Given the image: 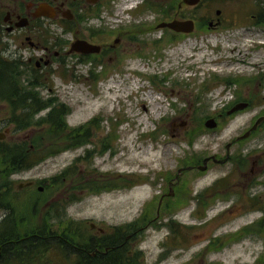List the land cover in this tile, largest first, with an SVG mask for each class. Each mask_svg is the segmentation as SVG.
<instances>
[{"label": "rangeland", "instance_id": "obj_1", "mask_svg": "<svg viewBox=\"0 0 264 264\" xmlns=\"http://www.w3.org/2000/svg\"><path fill=\"white\" fill-rule=\"evenodd\" d=\"M140 1H115L107 20L111 29H140L136 41L144 43L141 49L131 48L97 66L93 58L80 62L72 54L64 69L52 67L51 91L43 89L42 94L71 109L69 127L94 119L90 142L19 173L17 180L36 184L22 190L14 186V191L38 193L43 180L66 175L65 187L52 194L65 196L71 180L85 184L75 192L74 202L62 197L64 221L126 224L146 214V222H151L140 232L136 248L145 264H252L254 252L263 246L251 244L241 228L258 214L248 211V204L257 205L241 197L264 192V132L229 149L246 157L242 171H248L254 159L263 166L253 175V184L238 183L242 177L232 161H209L204 171L195 165L202 166L203 157L213 154L223 158L226 143L251 125L264 100L222 120L219 129L193 132L203 117H214L235 93L249 98L255 89V77L264 71L259 69L264 67V25H252L249 14L259 6L242 0L246 18L235 32L231 28L172 35L155 28L162 5L146 6L139 15ZM91 25L95 28L96 23ZM209 58L221 61L208 63ZM245 79L248 83H242ZM223 177L230 178L229 188L216 185ZM93 187L103 189L94 193ZM170 220L176 223L174 236L166 224ZM55 223L52 220L53 229L59 228Z\"/></svg>", "mask_w": 264, "mask_h": 264}, {"label": "flooded vegetation", "instance_id": "obj_2", "mask_svg": "<svg viewBox=\"0 0 264 264\" xmlns=\"http://www.w3.org/2000/svg\"><path fill=\"white\" fill-rule=\"evenodd\" d=\"M115 1L117 0L93 2L90 0H0V144L9 143L19 146L23 140H29L33 133L31 130L15 129L8 120L18 118L19 113L24 111L25 107L22 108L24 93L32 94L34 97L53 98L42 94L43 89L51 91L49 77L52 67L64 69L72 54H77L80 62L85 59L91 61L90 59L93 58V64L97 66L107 61L111 62L118 57L119 53L131 48L143 47L144 43L139 44L136 41V36L142 34L140 29L108 28L107 18L111 14ZM140 2V5H137L142 7L138 9L139 15L146 6L154 5L159 8L162 5L157 10L160 17L157 19L155 28L168 31L172 35L183 33L167 25L173 21H191L192 31L190 32L231 28V31L235 32L233 30L246 18L242 0H200L195 5L185 4L182 0H168V2L167 0H141ZM252 2L259 6V11L249 14L252 19L251 24L262 27L264 0L259 2L252 0ZM42 5L45 8L42 9L43 12H40L39 7ZM130 10L133 11V9ZM40 13L47 14L40 15ZM92 21L96 23L95 28L91 25ZM55 28H58L57 32ZM78 39L96 45V51H71L72 43ZM26 49L29 50L27 54L24 53ZM85 49L89 51L91 48ZM7 65L14 67L15 70L22 66L35 70L37 76L43 80L6 79ZM262 68L264 67H259V69ZM242 83L248 82L245 79ZM255 83V89L249 92V98L235 93L226 107L218 111L214 117L204 115V121L197 123L194 131L206 132L208 129H219L222 120L232 119L239 112L251 109L257 102L262 103L264 71L261 70L258 73ZM24 84L27 85L26 88L23 87ZM44 111L46 112L47 109L41 112ZM259 117H264V108L257 112L253 122L243 130V133L226 143L223 158L216 154L203 157L202 164L203 160L209 157L205 169L209 161L215 164L232 161L242 177L238 181L239 184L245 186L255 183L253 175L264 165L257 166L258 160L254 159L250 162L248 171H242L246 165L243 163L246 157L240 152L230 153L229 149L256 133L264 132L263 119L246 138L238 139ZM210 118L214 120L213 127H207L205 124ZM23 132L24 135L21 134ZM86 152L87 159L90 151ZM198 166L201 165H195L197 168ZM18 174L0 176V264H40L39 239L45 237L40 234L43 228L49 229L47 238H61L64 244L62 250L53 247L47 250L49 254L46 264H145L142 263L140 250L136 248L141 240L140 232L146 229V216L142 220L126 224H98L85 221L75 225L73 222H67L66 230L62 227L66 216L61 210V199L64 197L68 200L70 193L66 190H63L66 192L65 196L62 193L56 195L52 194L53 192L47 191V193L48 182H43V186L37 185L38 193L22 194L20 191H14V186L22 190L35 185L36 181L17 180ZM219 181H224L226 188L232 184L229 177H223ZM24 195L29 196L23 198ZM241 198L248 203L255 202L257 205L253 207V204H248L250 208L247 210L257 211L258 214L250 223L242 226L241 232L251 244L256 242L262 244L263 249L254 252L252 264H264V192H249ZM23 199L24 202H22ZM48 207L55 212L48 224H42L41 221L45 219L43 212ZM52 220L56 222L54 226L59 228L53 229ZM92 223L94 226H91ZM61 228L66 232L60 233ZM55 231L58 232L54 233Z\"/></svg>", "mask_w": 264, "mask_h": 264}, {"label": "trees", "instance_id": "obj_3", "mask_svg": "<svg viewBox=\"0 0 264 264\" xmlns=\"http://www.w3.org/2000/svg\"><path fill=\"white\" fill-rule=\"evenodd\" d=\"M260 0H256V2ZM21 69V70H18ZM6 79H24V80H43L40 76H37V71L32 70L30 68H26L25 66L17 68L15 70L14 67L7 65L5 69ZM17 71H19L17 73ZM17 73V74H16ZM237 81V80H236ZM229 81H227L228 83ZM27 85H23L26 88ZM22 101L24 104L22 108L24 111L19 113V117L16 119L8 120L10 124H12L13 128L19 130H27L29 128H33L31 131L33 132L29 140H23L17 145H2L0 144V176L1 175H10L11 173H21L31 169L33 166L39 164L44 161L46 158L54 156L62 151L76 149L78 147L84 146V144L88 143L90 140L91 129L90 127L93 124V121H89L88 124L80 125L77 127H69L66 123V117L71 112V109L61 102H57L54 98H42V97H34L32 94H25L22 96ZM45 114H40L41 111L46 110ZM90 126V127H89ZM197 133H201L200 131H196ZM195 133V131L193 132ZM192 133V134H193ZM193 137H191L192 139ZM245 161V160H244ZM243 161V163H245ZM198 160L193 162L192 164L197 163ZM68 169H66L67 173ZM63 173V174H66ZM66 175L62 176H54L50 178V181L47 179L43 180V182H48V192H52L55 187L64 186ZM123 177H117L118 180ZM72 182L66 188V191L72 192L70 193L69 202H74L75 192L80 188H84L81 182ZM92 182H95L92 181ZM62 183V185H61ZM224 181H217L216 185H222ZM59 185V186H58ZM225 185V183H224ZM50 186H54L53 188ZM65 187V186H64ZM64 187L62 189H64ZM103 188L93 187L90 191L97 193L100 192ZM38 191V190H37ZM54 209L48 207L46 211L43 213L45 219L41 221L42 224L49 223L50 217L54 214ZM146 214L140 219L142 220ZM147 219V217H146ZM67 222L72 223V221H63L62 227L67 228ZM147 222H151L147 220ZM146 222V223H147ZM153 222V221H152ZM171 230L172 235L176 233V223L170 220L166 223ZM67 230V229H66ZM49 229H41L40 234L48 236ZM55 231L54 233H57ZM66 231L62 228L60 229V233H65ZM40 238L39 239V258L40 264H46V260H48V249L55 248L57 250H62L64 248V244L61 238ZM60 253V251H59ZM143 258V257H142ZM142 263H144L142 261Z\"/></svg>", "mask_w": 264, "mask_h": 264}, {"label": "water", "instance_id": "obj_4", "mask_svg": "<svg viewBox=\"0 0 264 264\" xmlns=\"http://www.w3.org/2000/svg\"><path fill=\"white\" fill-rule=\"evenodd\" d=\"M90 1L93 2L95 0H90ZM199 1L200 0H182L183 3L188 4V5H195ZM43 8H45V6H43V5L40 6L39 7V11L43 12L44 11V10L42 11ZM41 14L46 15L47 13H40V15ZM167 25L172 27V28H174V30H176V31H182V32H190V31H192V22L191 21H173L171 23H168ZM87 47H89L91 49H89V51H86V50H88V49H85ZM96 49H97L96 45L90 44V43H88V42H86L84 40H79V39L74 41L72 43V45H71V51H76V52H93V51H96ZM263 119H264V117L257 118L254 121V123L252 124V126L244 134L239 136L238 139L246 138L249 135L250 131L254 130L258 126L259 122L261 120H263ZM205 124H206L207 127H213L214 126V120L212 118H210V119H208L206 121ZM212 158H213V156H212ZM208 159H209V157L205 158L203 160V165L202 166H198V168L200 170H204L205 169V164H206V161ZM186 168H190V167H186ZM178 172H180V170H178ZM157 215H158V210H157ZM91 226H94L93 223L91 224Z\"/></svg>", "mask_w": 264, "mask_h": 264}, {"label": "bare ground", "instance_id": "obj_5", "mask_svg": "<svg viewBox=\"0 0 264 264\" xmlns=\"http://www.w3.org/2000/svg\"><path fill=\"white\" fill-rule=\"evenodd\" d=\"M192 44V43H191ZM189 45V44H188ZM226 45V44H225ZM227 46V45H226ZM191 47H193L192 45H191ZM232 47V46H231ZM230 47V48H231ZM235 48V47H234ZM219 49V48H218ZM222 49H224L223 47H222ZM186 50H188V49H183V52H185ZM230 50H232V49H230ZM185 53H183V55H184ZM201 55V54H200ZM200 57V56H199ZM185 58V57H184ZM198 58V57H197ZM195 59H196V57H195ZM195 59H193V61L195 60ZM199 59V58H198ZM214 61H216V62H214ZM219 61H221V58H214V59H212V58H209V59H207V62L209 63H215V64H217ZM215 64H213V65H215ZM186 65V64H185ZM189 65V64H188ZM194 66V65H193ZM216 67V66H215ZM212 68H214V67H212ZM220 73V72H219ZM106 99V98H105ZM89 104V103H88ZM157 107V106H156ZM154 110H155V108H154Z\"/></svg>", "mask_w": 264, "mask_h": 264}]
</instances>
